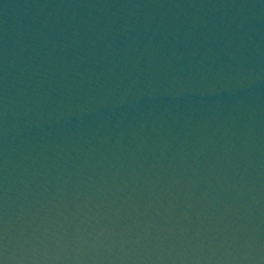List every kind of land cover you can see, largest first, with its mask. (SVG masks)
<instances>
[{
	"label": "water",
	"instance_id": "1",
	"mask_svg": "<svg viewBox=\"0 0 264 264\" xmlns=\"http://www.w3.org/2000/svg\"><path fill=\"white\" fill-rule=\"evenodd\" d=\"M2 264H264V0H0Z\"/></svg>",
	"mask_w": 264,
	"mask_h": 264
},
{
	"label": "snow or ice",
	"instance_id": "2",
	"mask_svg": "<svg viewBox=\"0 0 264 264\" xmlns=\"http://www.w3.org/2000/svg\"><path fill=\"white\" fill-rule=\"evenodd\" d=\"M0 264H2V261H0Z\"/></svg>",
	"mask_w": 264,
	"mask_h": 264
}]
</instances>
